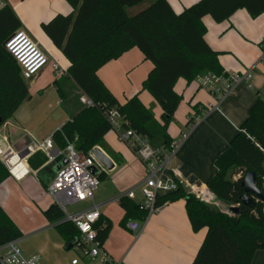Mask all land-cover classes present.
<instances>
[{"label": "crops", "instance_id": "obj_1", "mask_svg": "<svg viewBox=\"0 0 264 264\" xmlns=\"http://www.w3.org/2000/svg\"><path fill=\"white\" fill-rule=\"evenodd\" d=\"M152 1L131 8V11L139 12ZM168 1L176 13H181L200 0ZM5 6H10L20 21L16 31H24L33 38L52 60L59 63L62 71L48 65L33 78L26 79L30 94L28 99L0 126V150L3 153L10 148L14 151L13 170L19 177L11 173L0 184V205L23 234L17 241L22 243L20 247L25 256L38 255V264H73L75 259H70L66 239L43 213L56 203L47 191L51 182L45 186L40 172L28 164L29 157L20 162L17 154L33 140L52 137L70 119L66 107L73 111L78 106L77 94L82 91L69 72L70 61L43 29V24L55 15L69 14L74 7L68 0H0V10ZM202 22L206 27V41L220 53L219 60L224 71L243 73L252 70L253 73V87L242 83L222 101L201 87L197 80L180 78L176 83L175 89L183 99L168 127V133L173 141L180 139L184 133L188 137L174 162L188 180L196 177V183L207 186L217 172V158L230 146L258 100L259 93L264 90V13L252 17L246 8H240L224 21L218 22L211 15H206ZM152 68V62L139 48L134 47L102 66L98 75L121 104L138 94L150 109L157 101L143 89V82ZM154 107L155 117L160 120L162 109L159 104ZM110 133L105 136L106 146L101 148L112 158L115 167L109 170L112 173L106 168L103 173L105 178L112 181L116 194L109 199L103 197L99 202L95 201L96 195L94 197V201L100 205L101 216L112 223L104 250L113 260H122L125 264H192L206 237L207 228L200 231L193 229L185 198L168 201L144 220L126 218L125 210L115 199L121 192L133 190L135 198L132 201L140 203L141 190L138 201L136 190L140 189L146 170L127 144L129 149L115 147L117 144ZM115 136L122 141L117 132ZM159 138L156 145L149 139L151 145H164V138ZM42 180L46 182L47 175H43ZM85 202L90 203L80 210L91 207V201L81 203ZM220 203L225 211L233 206ZM130 220L139 221L138 232L128 228ZM80 258L85 264H102L100 258ZM251 264H264V250L256 251Z\"/></svg>", "mask_w": 264, "mask_h": 264}, {"label": "trees", "instance_id": "obj_2", "mask_svg": "<svg viewBox=\"0 0 264 264\" xmlns=\"http://www.w3.org/2000/svg\"><path fill=\"white\" fill-rule=\"evenodd\" d=\"M68 1L74 11L55 15L43 24V29L69 59L72 78L93 105H84L78 98V106L73 111L66 107L70 119L52 137L59 149L72 143L83 154L96 146H106L105 136L112 130L108 113L113 109L124 117L126 128H132L148 139L163 137L164 145L169 146L173 140L168 127L183 99L175 89L177 81L180 78L193 81L206 72L226 73L219 60L220 53L206 41L203 17L211 15L220 22L240 8H246L252 17L264 13V0H200L181 13H176L168 0H153L136 13H130V9L149 0ZM19 25L10 6L0 10V126L30 95L19 62L5 45ZM134 47L153 64L143 89L160 105V120L138 94L121 104L98 75L102 66ZM215 165L217 172L207 186L219 201L237 205V213L207 204L188 194L183 187L160 196L158 204L185 198L193 229L207 228L192 264H251L256 251L264 250V98L260 93L248 118ZM250 171L256 173V185L263 200L255 198V204L247 207L241 202L242 181ZM39 172L45 186L55 177V172L46 169ZM10 175L0 160V184ZM43 175H47L46 182L42 180ZM105 177L104 173L99 175L100 180ZM119 204L125 210L126 218L146 219L147 210L140 203L123 197ZM43 213L53 223L64 216L56 203ZM56 227L67 243L79 236V230L71 222ZM95 227L96 239L104 245L112 223L101 216ZM22 235L0 205V246L18 240Z\"/></svg>", "mask_w": 264, "mask_h": 264}, {"label": "built area", "instance_id": "obj_3", "mask_svg": "<svg viewBox=\"0 0 264 264\" xmlns=\"http://www.w3.org/2000/svg\"><path fill=\"white\" fill-rule=\"evenodd\" d=\"M9 37L12 39L5 45L19 62L25 79L33 78L48 65L56 71H62L59 63L52 60V57L46 54L40 45L26 32L16 31ZM262 45L264 46V42ZM196 80L201 87L208 89L220 101L232 95L242 83L253 87L252 70L243 73L223 74L206 72L198 75ZM260 95L264 98V90L260 92ZM82 101L87 106L93 105V101L88 97H82ZM108 117L112 130L119 134L120 139L131 148L145 167L146 175L140 183L142 194L140 204L142 208L147 210L146 218L168 202L158 204L160 196L172 193L180 187H183L188 194L194 195L203 202L223 210L220 201L208 186L197 185L196 183L191 184L183 176L180 166L174 162L175 156L188 134H182L180 139L174 140L169 146L155 147L151 145L147 136L138 133L132 128H126L124 117L116 109L109 111ZM123 129L124 131L121 132ZM26 148L29 150L28 156L38 151H43L48 156V164L55 161L56 157L51 156V152L56 148L53 137H48L44 140H33ZM23 150L19 151L18 154ZM14 155L16 154L11 148L5 153L0 150V160L13 174H15L13 170L14 164H12L9 156L13 157ZM59 155L67 157L68 162L56 172L54 179L47 187L48 193L54 198L64 214L62 219L54 222V225L71 222L76 226L79 230L76 246L80 250L81 257L100 258L102 264H125L122 260H113L104 250L100 241L96 239L97 229L95 225L101 217V210L100 205L94 201V197L100 185L99 175L105 171V167L94 156L92 150L87 154L80 153L72 143H69L63 150L59 149ZM18 159L20 162L23 161L19 156ZM94 168H96V171H94ZM26 173H28V170H26ZM15 176L19 178L17 174ZM123 197L133 199L135 198V193L133 190L121 192L115 200L120 201ZM87 200L92 202L89 209L69 212V205ZM127 226L133 232H138L140 223L137 220H130ZM0 251L4 252L0 256L4 264H38L40 260L38 255L25 256L17 240H11L1 245ZM78 261L79 259L73 260V264H77Z\"/></svg>", "mask_w": 264, "mask_h": 264}, {"label": "water", "instance_id": "obj_4", "mask_svg": "<svg viewBox=\"0 0 264 264\" xmlns=\"http://www.w3.org/2000/svg\"><path fill=\"white\" fill-rule=\"evenodd\" d=\"M12 38L9 37L5 43H8ZM92 153L98 159V161L108 170H112L115 167V163L112 158L100 147L96 146L92 149ZM29 155V150L26 148L18 154V156L23 160ZM51 156H55V161L48 164V156L43 151H38L30 156H28V164L35 170L40 171L41 169H46L49 172H58L67 162L68 159L63 155H59V148H54L51 152ZM46 164V165H44ZM44 165V166H43ZM43 166V167H42ZM96 171V168H94ZM189 182L191 184L196 183V177L190 178ZM197 185H202L196 183ZM242 186L244 187V194L241 198V202L244 206L252 207L255 204V198L258 200H263V195L260 189L256 185V173L253 171L248 172L242 181ZM230 210L234 213L239 211L237 205L230 207ZM78 243V239L75 238L69 243H67L66 248L71 249ZM0 264H4L0 259Z\"/></svg>", "mask_w": 264, "mask_h": 264}, {"label": "rangeland", "instance_id": "obj_5", "mask_svg": "<svg viewBox=\"0 0 264 264\" xmlns=\"http://www.w3.org/2000/svg\"><path fill=\"white\" fill-rule=\"evenodd\" d=\"M140 8V7H138ZM137 9V8H136ZM130 13H134V10L131 11L130 9ZM122 96H123V93H121ZM78 95V98L80 99V101L84 104V102L82 101L81 97H85L87 98L86 95H82V93L80 94H77ZM155 102V101H154ZM156 107H158V104L157 103H154ZM154 106H150V111L154 114L155 113V107ZM155 116V114H154ZM156 118V117H155ZM124 131V129L122 130ZM116 135V132L114 130H111V133H110V136L113 138V140L115 141V144H117V146H115L116 148H119V147H122V148H126V149H129V147L126 145V143L122 142V141H118L117 140V137L115 136ZM160 141V138L157 137V138H154V139H151V142L152 144H157L158 142ZM67 158V157H65ZM108 171L109 173H112V171L110 172L108 169L106 170ZM110 180V179H109ZM107 178H104L100 181V185H99V190L95 192V195H96V198H95V201L96 202H99V201H102V198L104 197V199H109L108 197L112 198L115 194H116V189L112 183V181H109ZM137 192V198H136V201L140 200L141 199V195H140V189H137L136 190ZM112 200V199H111ZM110 202H113L111 201ZM90 202H85V203H76V204H73V205H69L68 206V210L69 212H75L77 210H80V209H83L85 207V205L89 204ZM19 247L22 246V243H18ZM21 248V247H20ZM22 250V249H21ZM67 252H71L70 253V259L73 260V259H79V261L81 262V264H85V261L82 260L80 258V250L77 246H74L73 248L67 250ZM3 251H0V256L3 255ZM68 260V257L65 258V261Z\"/></svg>", "mask_w": 264, "mask_h": 264}, {"label": "bare ground", "instance_id": "obj_6", "mask_svg": "<svg viewBox=\"0 0 264 264\" xmlns=\"http://www.w3.org/2000/svg\"><path fill=\"white\" fill-rule=\"evenodd\" d=\"M12 158H13V157L9 156V159H11V162H12ZM18 161H19V159H18ZM12 164H13V162H12ZM14 166H15V164H14Z\"/></svg>", "mask_w": 264, "mask_h": 264}]
</instances>
